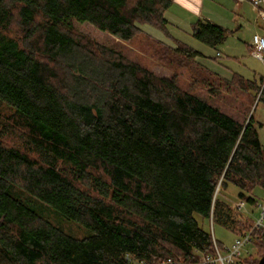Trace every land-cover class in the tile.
I'll list each match as a JSON object with an SVG mask.
<instances>
[{"label":"trees","instance_id":"obj_1","mask_svg":"<svg viewBox=\"0 0 264 264\" xmlns=\"http://www.w3.org/2000/svg\"><path fill=\"white\" fill-rule=\"evenodd\" d=\"M173 2L0 0V264H201L224 246L196 216L236 237L252 230L253 219L218 192L235 186L256 207L252 195L264 191V146L249 116L252 103L264 104V77L222 81L233 94L222 108L217 86L211 102L75 28L90 24L130 42L144 24L166 31ZM228 35L210 22L194 26L211 48ZM152 43L202 57L179 41ZM19 192L93 235L65 234ZM255 235L256 254L241 264L264 254Z\"/></svg>","mask_w":264,"mask_h":264},{"label":"rangeland","instance_id":"obj_2","mask_svg":"<svg viewBox=\"0 0 264 264\" xmlns=\"http://www.w3.org/2000/svg\"><path fill=\"white\" fill-rule=\"evenodd\" d=\"M165 18L168 21L166 31L144 24L140 26L143 32L130 42L101 32L90 24L75 22V28L79 34L95 44L122 52L131 60L142 63L159 77H175L183 89L200 94L211 102L214 99L211 91L212 85L220 88V83L230 78L224 77L202 63L205 58L209 61L216 58L221 67L226 68L225 70L219 69V72L224 75L233 73L245 79L257 81L264 77V63L254 56L253 48L250 47L255 35L264 36V22L259 20L257 11L248 0L242 3L238 0H174L171 8L165 13ZM199 21L212 22L228 30L229 35L224 43L211 48L194 38V26ZM157 40L171 47H175L176 41L182 42L199 51L203 57L187 60L183 55H177L175 52L166 54L163 49L152 43H156ZM218 53L220 56H217ZM219 91L221 98H224L220 106L227 108L228 105H232V101L230 103L225 99L232 98L233 94L223 88ZM237 103L246 102L241 98ZM252 114L257 122L260 140L264 146V104L258 101L252 103L249 116ZM239 194L240 190L230 185L227 189L220 190L218 197L233 207L237 213L243 215L245 219L258 217L261 212L260 205L264 201V191L257 189L253 193L252 197L258 202L256 207H251L246 201L241 200ZM15 196H19L24 201L28 199L27 202L38 214L65 234L76 239H84L93 235L89 228L67 219L52 206L28 194L19 192ZM196 219L200 227L210 232L220 245L230 247L233 244L236 238L233 232L198 216ZM247 253L255 256V247L249 246L240 262H244L249 257Z\"/></svg>","mask_w":264,"mask_h":264},{"label":"built area","instance_id":"obj_3","mask_svg":"<svg viewBox=\"0 0 264 264\" xmlns=\"http://www.w3.org/2000/svg\"><path fill=\"white\" fill-rule=\"evenodd\" d=\"M246 0H238L242 3ZM255 8L260 21L264 22V0H248ZM252 45L254 47V56L264 63V36L255 35ZM264 88V84H263ZM261 212L258 217L253 219V228L251 231L245 232L243 235L236 237L230 247H224L220 250L217 245L216 255L202 256L201 264H241L240 259L243 257L245 251L249 246H254V241L259 237L255 235L256 232H261L264 237V201L260 205ZM249 255V253H247ZM131 261V260H130ZM132 264H149L144 261H131ZM157 264H176L173 260L167 259L160 261Z\"/></svg>","mask_w":264,"mask_h":264},{"label":"crops","instance_id":"obj_4","mask_svg":"<svg viewBox=\"0 0 264 264\" xmlns=\"http://www.w3.org/2000/svg\"><path fill=\"white\" fill-rule=\"evenodd\" d=\"M202 23H205V22H202ZM210 23H212V22H210ZM216 25V24H215ZM218 26H220V25H218ZM222 27V26H221ZM250 47L251 48H253V50H252V52H254V47H253V45L251 44L250 45ZM199 52V51H198ZM202 55V54H201ZM217 56H220V54L218 53L217 54ZM202 57H203V55H202ZM213 60L212 61H209V60H207L206 58L204 59V60H202V63H204L206 66H208V67H210L211 69H213L214 71H216V72H218L219 74H221V75H223L224 77H226V78H232V76H233V73H229V74H222V73H220L219 72V69L221 68V69H226V68H222L221 67V64H219L217 61H216V58H212ZM229 79V80H230Z\"/></svg>","mask_w":264,"mask_h":264},{"label":"water","instance_id":"obj_5","mask_svg":"<svg viewBox=\"0 0 264 264\" xmlns=\"http://www.w3.org/2000/svg\"><path fill=\"white\" fill-rule=\"evenodd\" d=\"M258 264H264V254H263V256L261 257V259L259 260Z\"/></svg>","mask_w":264,"mask_h":264}]
</instances>
